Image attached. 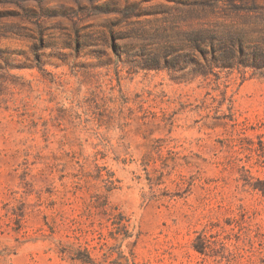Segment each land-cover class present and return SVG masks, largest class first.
Wrapping results in <instances>:
<instances>
[{
  "label": "rangeland",
  "instance_id": "1",
  "mask_svg": "<svg viewBox=\"0 0 264 264\" xmlns=\"http://www.w3.org/2000/svg\"><path fill=\"white\" fill-rule=\"evenodd\" d=\"M0 264H264V0L0 5Z\"/></svg>",
  "mask_w": 264,
  "mask_h": 264
},
{
  "label": "trees",
  "instance_id": "2",
  "mask_svg": "<svg viewBox=\"0 0 264 264\" xmlns=\"http://www.w3.org/2000/svg\"><path fill=\"white\" fill-rule=\"evenodd\" d=\"M18 1H20V0H0V5H11V4H17V2ZM29 17H32V15L31 14H29L28 15ZM45 39H44V37L43 36H40V41L42 42H45L44 41ZM214 66H216V67H218V68H234L233 66V64L232 63H230V60L228 59V60H225V59H221L220 61H217L216 63H215V65ZM253 68H258L257 66H252ZM151 68H155V69H158V68H160L159 66H156V67H151Z\"/></svg>",
  "mask_w": 264,
  "mask_h": 264
}]
</instances>
